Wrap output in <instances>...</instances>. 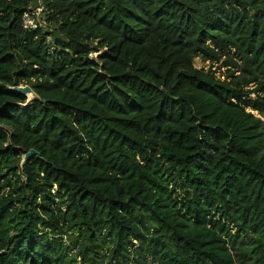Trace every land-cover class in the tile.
I'll list each match as a JSON object with an SVG mask.
<instances>
[{
	"label": "trees",
	"instance_id": "1",
	"mask_svg": "<svg viewBox=\"0 0 264 264\" xmlns=\"http://www.w3.org/2000/svg\"><path fill=\"white\" fill-rule=\"evenodd\" d=\"M0 264H264V0H0Z\"/></svg>",
	"mask_w": 264,
	"mask_h": 264
},
{
	"label": "built area",
	"instance_id": "2",
	"mask_svg": "<svg viewBox=\"0 0 264 264\" xmlns=\"http://www.w3.org/2000/svg\"><path fill=\"white\" fill-rule=\"evenodd\" d=\"M42 14H43V8L41 6H38L34 10L27 11L23 16L24 29L27 31L36 30Z\"/></svg>",
	"mask_w": 264,
	"mask_h": 264
},
{
	"label": "water",
	"instance_id": "3",
	"mask_svg": "<svg viewBox=\"0 0 264 264\" xmlns=\"http://www.w3.org/2000/svg\"><path fill=\"white\" fill-rule=\"evenodd\" d=\"M11 90L15 93H18V94H22L24 96H27L28 98L30 97V95L33 97L32 100L34 98H36V94L34 93L33 89L30 87V86H18V85H15L14 87L11 88ZM30 101V99H29ZM35 153V151H31L29 153H27L25 155V158H24V162H23V165L26 164V162L28 161V159Z\"/></svg>",
	"mask_w": 264,
	"mask_h": 264
},
{
	"label": "rangeland",
	"instance_id": "4",
	"mask_svg": "<svg viewBox=\"0 0 264 264\" xmlns=\"http://www.w3.org/2000/svg\"><path fill=\"white\" fill-rule=\"evenodd\" d=\"M195 67L198 69H204V70H208L209 69V64L208 63H204L201 61V59H196L195 60ZM219 76V74H218ZM32 96L30 95V97L28 99H30V101L32 100ZM259 114H257L258 116Z\"/></svg>",
	"mask_w": 264,
	"mask_h": 264
}]
</instances>
